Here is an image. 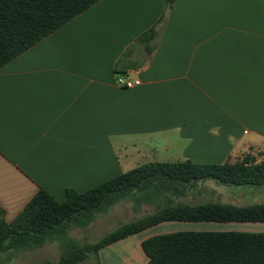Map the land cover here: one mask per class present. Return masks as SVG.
I'll use <instances>...</instances> for the list:
<instances>
[{"label": "crops", "instance_id": "1", "mask_svg": "<svg viewBox=\"0 0 264 264\" xmlns=\"http://www.w3.org/2000/svg\"><path fill=\"white\" fill-rule=\"evenodd\" d=\"M154 27L147 51L138 39ZM123 76L141 84L121 86ZM261 151L264 0H177L168 10L165 0H101L0 69L8 223L41 189L64 201L67 190L149 163L221 165ZM154 190L140 192L138 206L118 203L116 214L127 205L141 219L168 206L264 204V187L214 180L182 195ZM191 231L264 233V223L166 221L102 248L99 261L149 264L145 240Z\"/></svg>", "mask_w": 264, "mask_h": 264}, {"label": "trees", "instance_id": "2", "mask_svg": "<svg viewBox=\"0 0 264 264\" xmlns=\"http://www.w3.org/2000/svg\"><path fill=\"white\" fill-rule=\"evenodd\" d=\"M100 1L0 0V69ZM176 1L165 0L166 9L172 8ZM157 37L154 27L138 41L151 51ZM205 180L229 187H264V152L248 153L236 163L221 165H198L190 161L149 163L84 193L67 190L64 201L41 189L10 223L0 207V253L58 242L59 264H85L91 257L93 264H101L98 254L102 248L162 222L264 223V204L177 205L125 223L96 243L81 245L69 236L73 228L90 225L118 203L131 200L136 192L153 187L155 194L172 191L182 195ZM142 247L149 264H264V233L178 232L149 238Z\"/></svg>", "mask_w": 264, "mask_h": 264}, {"label": "rangeland", "instance_id": "3", "mask_svg": "<svg viewBox=\"0 0 264 264\" xmlns=\"http://www.w3.org/2000/svg\"><path fill=\"white\" fill-rule=\"evenodd\" d=\"M143 196V193H134L131 198V203L138 206L141 204ZM127 206L124 207L126 210L124 214H116V210H118L116 205V207H113L110 211L100 214L90 225L81 228H73L69 236L81 245L96 243L108 233L116 230L119 226L140 219L139 217H141V214L136 211L132 212V210L129 209L130 205ZM143 215L144 214H142V216ZM60 258L61 250L58 242H48L44 246L35 249H27L13 253H0V264H44L46 262L59 264ZM92 262L93 260L91 257L84 263L90 264Z\"/></svg>", "mask_w": 264, "mask_h": 264}, {"label": "built area", "instance_id": "4", "mask_svg": "<svg viewBox=\"0 0 264 264\" xmlns=\"http://www.w3.org/2000/svg\"><path fill=\"white\" fill-rule=\"evenodd\" d=\"M118 83L121 86H124V87L130 89V88H134L136 86H139L141 84V80H139V79L133 80L130 77L123 76V77L119 78Z\"/></svg>", "mask_w": 264, "mask_h": 264}]
</instances>
